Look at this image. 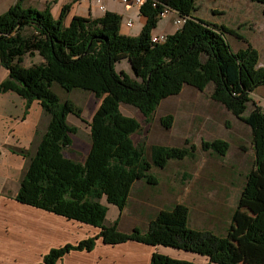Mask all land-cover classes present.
<instances>
[{
    "label": "trees",
    "instance_id": "1",
    "mask_svg": "<svg viewBox=\"0 0 264 264\" xmlns=\"http://www.w3.org/2000/svg\"><path fill=\"white\" fill-rule=\"evenodd\" d=\"M253 1L264 9V0ZM164 8L187 19L163 43H153L152 33ZM67 9L64 6L55 18L49 8L23 7L19 2L0 15V63L9 72L0 82V93L22 96L26 112L38 100L50 116L33 155L24 148L11 149L29 158L15 197L101 229L98 235L52 248L39 264H59L72 250L91 251L99 237L106 244L131 240L191 251L207 256L209 263L264 264V109L256 104L245 115L252 93L264 87L258 50L249 45L234 51L228 37L234 34L231 29L193 15L196 0H146L140 13L147 22L139 36L122 33L123 17L117 12L106 10L96 18L75 15L66 24ZM28 27L31 34L26 33ZM26 54L42 60L28 66ZM123 59L130 61L140 80L117 70L116 63ZM211 82L212 98L252 127L256 148L241 195L242 209L234 211L227 233L190 226V207L183 203L160 209L145 230L136 226L122 231L118 220L106 225L108 204L122 213L136 181L157 184L158 177L150 173L153 167L165 168L172 159L193 155L195 148L154 144L149 159L145 144L135 145L131 139L141 123L125 115L121 104L134 105L150 121L160 101L178 93L185 83L204 90ZM54 83L67 91L82 89L102 98L90 122L92 145L82 162L67 157L64 150L73 144L72 135L79 129L68 116L85 121L83 108L72 99L61 100ZM171 119L164 116L162 121L169 125ZM204 149L224 155L229 143L206 140ZM150 264L200 263L155 251Z\"/></svg>",
    "mask_w": 264,
    "mask_h": 264
},
{
    "label": "rangeland",
    "instance_id": "2",
    "mask_svg": "<svg viewBox=\"0 0 264 264\" xmlns=\"http://www.w3.org/2000/svg\"><path fill=\"white\" fill-rule=\"evenodd\" d=\"M222 2L224 0H218L216 6L212 5L214 9L212 12L214 11L215 16L220 17L222 22L213 20L215 23H212L224 25L234 32V34H228L234 51L246 49L249 45L256 48L260 56L258 64L264 66V9H261V3L252 0L249 5L246 0H236L237 3L240 2L241 10L239 11L241 12H234L231 6L218 4ZM121 7L120 4L118 8L121 9ZM209 12L210 15L212 12ZM123 20L125 21L126 18ZM174 20V25L180 28L183 23L178 24ZM141 31L139 26H134L129 35L139 36ZM31 32V28L28 27L26 33L31 34ZM161 33L170 35L160 32L152 33V36ZM41 60L42 57L39 55L26 54L24 64L32 66ZM116 68L140 80L132 71L133 68L128 59L118 61ZM8 75V70L0 63V82ZM213 87L214 84L211 82L204 90H199L195 85L185 83L178 93L160 101L150 121H147L145 115L134 105L121 104V111L125 115L134 116L141 123V130L133 133L131 139L135 145L145 144L149 159L151 158L150 147L154 144L188 149L194 145L195 148L192 150L193 155H187L180 160L172 159L165 168L153 167L150 173L158 177L157 184H150L145 179L136 181L130 193L128 205L122 213L115 207H111L112 204H108L106 225L113 223L122 214L120 223L122 230L134 224H138L142 230L147 229L150 220L160 209L172 208L176 203H183L190 207V226L212 230L223 235L227 233L234 211L238 208L242 209L240 200L243 187L255 163L253 132L242 119L212 98ZM53 89L61 100L72 99L83 108L82 117L85 121L73 114L68 116L69 122L78 126L79 129L72 135L73 144L64 150L67 157L82 162L88 156L92 145L90 122L102 98L82 89L67 91L58 83L53 84ZM10 94L0 99V103L4 102L1 107L16 114L21 111L19 101L13 99L18 94L12 91ZM252 98L245 115H248L256 104L263 109L264 87L253 92ZM9 102L14 106L11 107ZM33 104L30 114L32 113L37 123L33 141L26 147L32 155L36 152L37 144L50 120V116L43 110L38 100ZM20 114L23 117V114ZM170 115L172 117L170 124L165 125L162 118ZM216 139L226 140L229 143V149L224 155L211 149H204V141ZM27 168L28 164L25 166V173ZM104 202L106 203L105 200ZM129 251L131 248L127 244L113 246L112 256L119 258ZM203 262L212 264L209 263L207 256Z\"/></svg>",
    "mask_w": 264,
    "mask_h": 264
},
{
    "label": "crops",
    "instance_id": "3",
    "mask_svg": "<svg viewBox=\"0 0 264 264\" xmlns=\"http://www.w3.org/2000/svg\"><path fill=\"white\" fill-rule=\"evenodd\" d=\"M246 1L250 5L252 0ZM19 2H22L23 7L40 10L49 8L55 18L60 17L64 6H68L66 24H69L75 15L96 18L103 16L106 10L117 12L126 18L123 23H126L127 20L133 21L130 28L122 23L121 31L125 34H130L129 32L134 26H139L142 29L147 22V17L140 13V6L127 5L120 0H101L105 5L104 9L100 8L101 4L98 3V0H0V15ZM217 2L218 0H197V9L193 15L210 22H220V17H216L215 12H212L214 10L212 5L216 6ZM239 3L236 0H224L218 4L231 6L232 11L241 12ZM120 4L122 5L121 9L118 8ZM261 9L263 10V6ZM209 11L212 12L210 15ZM174 18L173 14L162 18L153 33H174L178 28L173 23ZM10 92L0 93V99L4 98V95H11ZM18 95L13 97L19 101L21 106V111L16 114L1 107L4 102L0 103V264H39L43 261L44 255L52 248L61 247L66 243L74 244L81 239L98 235L101 229L85 224V222L70 220L37 206L24 204L16 199L15 196L20 189L28 158L12 150L22 148L29 150L26 147L33 141L37 123L32 113L30 114L34 104L32 103L29 112H26L25 100L20 95L17 97ZM9 103L11 107L14 106L11 102ZM20 113L23 114V117ZM249 127L252 129L250 125ZM252 143L255 153L256 148L253 140ZM111 207L118 209L113 204ZM121 217L122 214L117 217L120 230H122ZM136 226L138 227V224L122 231H132ZM124 244L130 246L131 251L119 258L112 256L113 246ZM155 251L176 257V259L192 260L200 264H204L203 259L206 258L205 255L165 247L161 244L148 245L144 242L131 240L119 244H106L101 238H98L91 251L72 250L67 252L59 259V264H150Z\"/></svg>",
    "mask_w": 264,
    "mask_h": 264
},
{
    "label": "built area",
    "instance_id": "4",
    "mask_svg": "<svg viewBox=\"0 0 264 264\" xmlns=\"http://www.w3.org/2000/svg\"><path fill=\"white\" fill-rule=\"evenodd\" d=\"M120 1H122V3L127 4V5L136 4V5L141 7L146 0H120ZM98 3L101 4L100 8L104 9L105 5L102 4L101 0H98ZM171 14L175 15V20H174L175 23H178V24L183 23L184 24L186 22V19H187L186 16L180 15L175 10H169L168 8L163 9V11L160 14V17L161 18H165L167 16L169 17V15H171ZM132 23H133L132 20H127L126 23H123V24L127 28H130L132 26ZM166 39H168V35L165 33H161V34H156V35L153 34L151 40L153 43H159L161 41H165ZM263 109H264V104H263Z\"/></svg>",
    "mask_w": 264,
    "mask_h": 264
}]
</instances>
